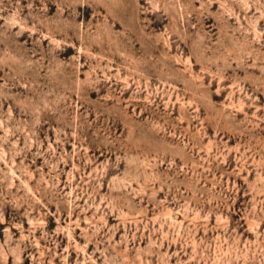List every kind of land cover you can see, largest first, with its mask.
Instances as JSON below:
<instances>
[{
  "label": "rangeland",
  "instance_id": "1",
  "mask_svg": "<svg viewBox=\"0 0 264 264\" xmlns=\"http://www.w3.org/2000/svg\"><path fill=\"white\" fill-rule=\"evenodd\" d=\"M0 264H264V0H0Z\"/></svg>",
  "mask_w": 264,
  "mask_h": 264
}]
</instances>
